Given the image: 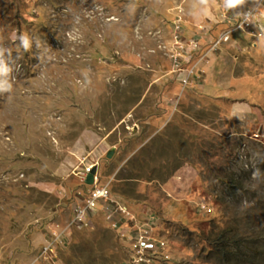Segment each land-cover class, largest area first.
Listing matches in <instances>:
<instances>
[{
  "label": "rangeland",
  "instance_id": "1",
  "mask_svg": "<svg viewBox=\"0 0 264 264\" xmlns=\"http://www.w3.org/2000/svg\"><path fill=\"white\" fill-rule=\"evenodd\" d=\"M232 8L0 0V264H130L139 235L156 264H264V5L209 49ZM77 165L111 200L82 221Z\"/></svg>",
  "mask_w": 264,
  "mask_h": 264
},
{
  "label": "built area",
  "instance_id": "2",
  "mask_svg": "<svg viewBox=\"0 0 264 264\" xmlns=\"http://www.w3.org/2000/svg\"><path fill=\"white\" fill-rule=\"evenodd\" d=\"M264 5V0H246L243 6H240L238 9L234 6L231 10L234 14V26L229 30L222 32L214 41L211 42L209 49H214L217 44H219L222 40H226L228 38V32L242 29L247 31L249 28L250 22L254 20V18L259 14L260 9ZM257 35H261V31L254 33ZM91 166L81 167L77 165L75 167L76 173H80L82 178L85 179L86 174L91 170ZM95 176H93V182L91 187L88 190L86 198L84 199V203L77 204L73 209V218L72 221H82L85 219L87 215L86 212L89 209H93L100 205L101 203H106L111 205V200L109 197V188L107 184H96ZM121 211L125 209L123 207H119ZM59 235H55L56 239L59 240ZM162 241H153L144 235H139L136 240L131 243V258L130 264H156L154 262V258L152 254H154L157 249L163 247ZM50 243L43 246L41 249V253H45L48 249H50ZM34 262V261H33ZM32 262V264H34Z\"/></svg>",
  "mask_w": 264,
  "mask_h": 264
},
{
  "label": "water",
  "instance_id": "3",
  "mask_svg": "<svg viewBox=\"0 0 264 264\" xmlns=\"http://www.w3.org/2000/svg\"><path fill=\"white\" fill-rule=\"evenodd\" d=\"M111 154H112V150H109V151L107 152L106 156L109 157V156H111ZM94 170H95V168H92V169L86 174L85 179H84V182H85L86 184H89V185L92 184V182H93V176H94Z\"/></svg>",
  "mask_w": 264,
  "mask_h": 264
},
{
  "label": "clouds",
  "instance_id": "4",
  "mask_svg": "<svg viewBox=\"0 0 264 264\" xmlns=\"http://www.w3.org/2000/svg\"><path fill=\"white\" fill-rule=\"evenodd\" d=\"M225 2H226L228 7H234V6L242 3L243 0H225ZM23 43H24L25 49L27 50V48H28L27 41L25 40Z\"/></svg>",
  "mask_w": 264,
  "mask_h": 264
}]
</instances>
